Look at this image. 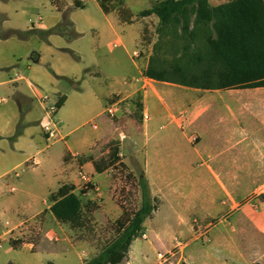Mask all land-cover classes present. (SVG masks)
<instances>
[{
  "label": "crops",
  "instance_id": "1",
  "mask_svg": "<svg viewBox=\"0 0 264 264\" xmlns=\"http://www.w3.org/2000/svg\"><path fill=\"white\" fill-rule=\"evenodd\" d=\"M89 1L81 0L85 7ZM93 1L98 3L104 12L107 29L111 34H116L119 29L125 30V26L128 28L138 25L139 43L146 24L149 21L155 23L159 21L154 15L136 21L138 13L143 10L133 12L124 0L125 6L134 15L132 23H126L118 14L117 0ZM229 1L231 0H209V3L212 7H218ZM103 2L111 8L109 12L103 9ZM55 6L59 17L54 25L49 27L40 21L38 25H33L26 31L14 27L13 31L23 36L11 34L13 31L9 35L25 38L31 32L47 31L61 26L62 33L50 35L47 41L53 35L70 37L72 35L68 34V24L71 23L78 36L79 33L74 27L76 22L70 16L76 9L74 1H68L63 9L59 7L58 2ZM151 6L152 4L149 8ZM0 14L7 17L2 12ZM133 39V36L129 37V41ZM140 55L139 51H135L132 56L137 72L135 75L123 77L122 82L119 79L113 81L107 87L105 95L107 105L105 104L106 107L97 116L102 117L106 114L107 108L115 104L119 105L120 113L121 103L133 95L141 94L142 132L138 141L141 140L145 148L142 172L148 181L152 198L161 200L158 210L145 221L144 227L146 228L147 221L152 220L168 200L176 204L166 219V226L169 228L189 226L193 217H197L193 220L195 222L212 221L221 214L223 210L221 200L229 193V186L221 180L244 178L247 175L242 173H252L258 164L264 162V88L202 90L156 81L144 74L149 66L150 56L139 60ZM31 60L37 66L42 62V55L34 53ZM1 69L3 68L0 67ZM28 69L32 70V67L29 66ZM50 70L55 76L50 82L51 88L41 84V81H36V78L25 76L23 71L16 68L12 70L14 74L8 81L0 82V86L11 83L16 86L12 91L13 104L0 112V236L8 232V235H3L0 248H3L5 242L9 245L5 256L21 250L24 255H35L37 262L68 264L76 251L68 240L61 243L62 239L57 238L60 231H64L65 224L58 222L51 213L50 196L66 184L74 186L75 193L78 194L80 180L74 156L81 153L94 157L95 147L109 138L108 120L101 126L96 118L92 119L89 124L94 130L101 131L84 132L74 143L79 149H74L69 144L67 141L69 136L66 134L61 158L48 157L42 161L38 155H31L39 144V134L45 139L42 130L45 119L42 99L45 95L56 97L59 101L64 98L62 107L71 100L80 104L88 102L85 101L78 81L54 68ZM119 70L124 71V68L121 67ZM63 83H66L65 86ZM46 88L51 93L47 92ZM6 102V99L0 98V103ZM89 102L82 105V109L93 111L101 106L96 96L90 98ZM138 141L135 142L137 145ZM132 142L133 140H122L120 145L131 147ZM49 147L47 144L42 151ZM33 157H37L38 166L27 164ZM120 163L129 167L130 171L134 170L127 158H123L117 165ZM17 168L21 171V177L16 179L18 181L28 169L35 171L36 168H41V172L37 180L28 179V183L21 180L19 187H16L17 191L11 193L9 187L15 186L14 178L12 176L7 180L3 178ZM83 168L94 173L91 176L98 191L107 194L112 185L107 177L110 174L109 170L104 173L95 172L93 161H87ZM249 177L258 175L251 174ZM25 195H31L32 199L22 203ZM263 210L258 211L255 221L259 222L264 216ZM6 222H9V226ZM212 225L210 222L205 227V233L197 236L194 234L183 241L186 243L185 247L180 249L170 262L165 263L245 264L251 257L252 248H249L247 254L246 250L239 249L238 242L247 240H239L230 234L215 233L216 225L214 227ZM175 232L176 229L168 236L155 229L154 240L142 242H138L140 239L135 240L127 259L121 264H127L130 259L135 264H154L158 252L175 248L180 241L174 236ZM145 235L147 239L148 236L146 233ZM53 242L59 245L56 246ZM79 258L82 264L83 258L80 256ZM21 262H23L21 258H14L7 259L4 264ZM253 263L256 262L251 264Z\"/></svg>",
  "mask_w": 264,
  "mask_h": 264
},
{
  "label": "rangeland",
  "instance_id": "2",
  "mask_svg": "<svg viewBox=\"0 0 264 264\" xmlns=\"http://www.w3.org/2000/svg\"><path fill=\"white\" fill-rule=\"evenodd\" d=\"M56 1L63 9L68 1L73 2L74 0ZM126 1L135 13L149 8L154 3L153 0ZM0 12L7 15L6 17L0 14V67L3 68L0 70V82L8 81L14 74L12 70L15 68L23 71L25 76L36 78V81H41V84L50 88V82L55 77L50 70L52 68L74 78L84 93L85 101H88L86 103H90V98L93 99L96 96L99 98L101 106L93 111H86L82 109V105L86 103L80 104L71 100L59 110L57 117L62 123L64 134L69 136L67 141L74 149H79L74 143L80 139L84 132H100L101 130H94L89 124L94 118L101 126L108 120L109 132V138L95 147L93 158L79 153L83 163L82 160L80 163L77 162V169L79 170L87 161H93L94 166L97 163L103 170L115 165L123 158H127L131 167L134 168L133 171H130V168L126 165L124 167L123 164L110 168L111 175L108 174L107 177L112 185H110L107 194L94 190L92 186L90 188L80 187L78 194L81 195L83 202L84 225L81 228H73L65 224L64 231H60L57 238L62 239L61 243L68 240L75 248L76 252L72 254L68 264H80L79 256L83 258L82 264H84L87 260L98 255L115 238L116 221L123 215V211L127 210L133 213L141 204L138 178L142 173V158L145 151L142 141H138L142 132V116L137 106L138 103H141V94L133 95L132 98L121 103V112L116 116L106 113L102 117H98L97 115L107 105L105 101L107 87L113 81L119 79L122 82L123 77L130 75L132 77L137 73L132 59L135 51H139V55L141 54L140 60L150 56V53L154 54L155 46L160 45L159 48L162 46L164 49L162 57L168 62L167 64L178 59H182L184 63L186 60L188 61L185 56V47L191 46L193 51L190 49L188 52L192 53L202 47L205 40L204 33L202 28H198L196 36L190 39L188 34H182L178 25L161 27L160 21L158 23L149 21L139 43L138 25L128 28L125 26V30L119 29L116 34H111L107 29V20L100 5L90 0L84 9H74L70 13L71 18L76 22L74 27L75 31L79 33L78 36L69 23L68 34L72 36L53 35L47 41L39 32H31L25 38L13 36L14 34L9 35V33L15 29L14 27L26 31L33 25H38L40 21L49 27L54 25L59 13L52 0H10L9 2L0 0ZM140 19L142 17H136V21ZM131 36L134 39L129 41ZM137 37L138 39H136ZM34 53L42 55V62L37 66L31 60ZM11 66L15 68H10ZM29 66L32 67V70L28 69ZM121 67L124 68V71L119 70ZM66 83H63L64 86ZM15 87L12 83L0 86V98L7 100L6 103H0V112L13 104L12 91ZM46 91L51 93L49 89ZM38 140L39 144L31 155H38L42 161L48 157L56 159L62 157L64 142L49 145L47 150L42 151L47 146L46 138L44 139L39 134ZM122 140H133L132 146H121ZM137 141L138 145L135 143ZM94 170L97 172L96 169ZM84 171L89 176L94 174L86 168ZM40 172L41 168H36L35 171L28 169L19 181L13 177L15 186L19 187L21 180L26 183H28V179L37 180ZM242 174L247 176L221 180L229 186V193L221 200L223 210L216 219L195 222L193 220L197 217H193L189 226L169 228L166 226V219L176 204L168 200L156 216L147 221L146 228L144 227L147 239L144 238V240L142 235L138 238L140 239L138 242L154 240L155 229L168 236L173 234L176 229L177 232L174 233V236L178 237L180 241H186L194 234L197 236L200 233H205V227L212 222V227L216 225L215 233L230 234L239 240H247V242H238L239 249L246 250L247 254L250 251L249 248H252L251 257L245 264L252 262L264 264V216L259 222L255 221L258 211L262 212L264 209V201L261 200V196H264V162L258 164L254 172ZM251 174L258 175V177H249ZM82 190H85L86 194H82ZM31 199V195H25L22 203H27ZM160 204L161 200L158 199L157 205ZM53 243L56 246L59 245L56 242ZM8 248V243L4 242L3 248H0V264H4L7 259L14 258H21L23 261L21 264H45L37 262L36 256L33 254L24 255L21 250L5 256V251ZM173 248L161 252L166 253ZM83 250L86 251V254H83ZM131 261V259L128 260V263L135 264ZM170 261L169 259L166 262ZM154 264H160L157 257ZM163 264L166 263L163 262Z\"/></svg>",
  "mask_w": 264,
  "mask_h": 264
},
{
  "label": "trees",
  "instance_id": "3",
  "mask_svg": "<svg viewBox=\"0 0 264 264\" xmlns=\"http://www.w3.org/2000/svg\"><path fill=\"white\" fill-rule=\"evenodd\" d=\"M117 1L121 20L132 23L133 14L124 0ZM56 2L54 0L53 4ZM74 7L83 9L85 6L81 0H74ZM102 7L106 12L111 9L104 2ZM153 15L159 18L161 27L178 25L182 34H188L190 39L196 36V29L202 28L205 40L204 45L193 53L188 52L193 51L191 46L185 47L188 61L184 63L178 59L167 64L162 57L163 47L155 46L144 73L146 77L202 90L264 88V0H231L218 7H212L209 0L154 1L151 8L139 12L137 17ZM62 31L60 26L39 33L47 40L50 35ZM11 34L23 36L17 31ZM64 101V98L60 100V108ZM137 106L142 112L143 105L138 103ZM115 165L102 170L96 163L95 169L97 173H104ZM138 186L140 207L133 213L123 211L116 221L115 238L84 264H121L127 259L134 241L144 235L145 221L153 216L159 205L158 199L151 196L143 172L138 178ZM82 194H86L85 190ZM261 200L264 201V196ZM50 202V211L58 222L73 228L84 225L82 198L75 193L74 186L63 185L50 196Z\"/></svg>",
  "mask_w": 264,
  "mask_h": 264
},
{
  "label": "built area",
  "instance_id": "4",
  "mask_svg": "<svg viewBox=\"0 0 264 264\" xmlns=\"http://www.w3.org/2000/svg\"><path fill=\"white\" fill-rule=\"evenodd\" d=\"M84 1V0H83ZM42 103L45 106V119L42 123V130L45 135L46 141L48 145H54L58 142H63L66 140V134L63 132L62 128V123L58 119L57 115L60 110V101L56 97H51L48 95H45L42 99ZM119 112V105H111L109 108H107L106 113L110 114L111 116H116ZM81 154H76L74 158L76 159V163L83 159L80 156ZM29 166H38V160L37 157H33L29 162H27ZM84 165L81 166L78 170V175H79V186L82 188H90V186L94 187V190L98 191V187L96 184L93 182L92 177L89 176L85 171H84ZM10 176L14 177L15 179H18L21 177V171L19 168L12 170L9 174H7L3 179H9ZM11 193H15L17 191L16 186L11 185L9 187ZM6 225L9 226V222H6ZM4 236L8 235V232L3 234ZM0 236V246L2 245V241L4 236ZM144 238H146V235H143ZM57 240V239H55ZM186 243L183 241H178L176 244V247L173 248L170 251H167L166 253L159 252L157 254V259L160 264L163 262L168 261L171 259L173 256L176 255L177 251L185 247ZM83 254H86V251L83 250Z\"/></svg>",
  "mask_w": 264,
  "mask_h": 264
}]
</instances>
